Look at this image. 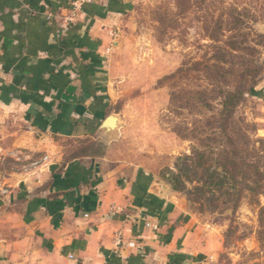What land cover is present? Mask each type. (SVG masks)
Listing matches in <instances>:
<instances>
[{"label":"crops","instance_id":"crops-1","mask_svg":"<svg viewBox=\"0 0 264 264\" xmlns=\"http://www.w3.org/2000/svg\"><path fill=\"white\" fill-rule=\"evenodd\" d=\"M137 1L0 0V155L46 156L0 183V264H208L172 185L100 130Z\"/></svg>","mask_w":264,"mask_h":264},{"label":"rangeland","instance_id":"rangeland-1","mask_svg":"<svg viewBox=\"0 0 264 264\" xmlns=\"http://www.w3.org/2000/svg\"><path fill=\"white\" fill-rule=\"evenodd\" d=\"M113 55L112 158L172 185L208 264H264V0H139ZM239 84L224 121L225 91ZM35 156L0 155V183L42 165Z\"/></svg>","mask_w":264,"mask_h":264},{"label":"trees","instance_id":"trees-1","mask_svg":"<svg viewBox=\"0 0 264 264\" xmlns=\"http://www.w3.org/2000/svg\"><path fill=\"white\" fill-rule=\"evenodd\" d=\"M243 90L244 89L242 88V85L239 84L234 89L225 91L223 100L221 101V109L219 111L222 120H226L227 115L230 114L229 112L234 109V107L240 101L244 94Z\"/></svg>","mask_w":264,"mask_h":264},{"label":"water","instance_id":"water-1","mask_svg":"<svg viewBox=\"0 0 264 264\" xmlns=\"http://www.w3.org/2000/svg\"><path fill=\"white\" fill-rule=\"evenodd\" d=\"M120 121L115 114H110L107 116L100 125V130H102L106 135L112 137L115 135V130L119 126Z\"/></svg>","mask_w":264,"mask_h":264},{"label":"built area","instance_id":"built-area-1","mask_svg":"<svg viewBox=\"0 0 264 264\" xmlns=\"http://www.w3.org/2000/svg\"><path fill=\"white\" fill-rule=\"evenodd\" d=\"M45 158H46V156H45V157H43V159H42V160H44ZM33 164H34V165H37V164H38V161L34 162ZM157 264H165V263H163V262H158Z\"/></svg>","mask_w":264,"mask_h":264}]
</instances>
